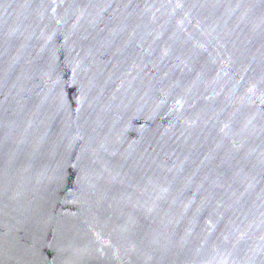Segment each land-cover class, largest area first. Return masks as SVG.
<instances>
[{
  "label": "water",
  "instance_id": "95a60500",
  "mask_svg": "<svg viewBox=\"0 0 264 264\" xmlns=\"http://www.w3.org/2000/svg\"><path fill=\"white\" fill-rule=\"evenodd\" d=\"M0 264H264V0H0Z\"/></svg>",
  "mask_w": 264,
  "mask_h": 264
}]
</instances>
